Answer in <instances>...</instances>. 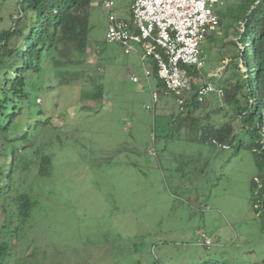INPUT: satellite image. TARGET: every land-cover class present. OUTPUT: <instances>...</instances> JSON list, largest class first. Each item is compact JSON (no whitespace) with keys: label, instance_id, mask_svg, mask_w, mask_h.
<instances>
[{"label":"rangeland","instance_id":"374dc122","mask_svg":"<svg viewBox=\"0 0 264 264\" xmlns=\"http://www.w3.org/2000/svg\"><path fill=\"white\" fill-rule=\"evenodd\" d=\"M21 1L0 0V32L13 25ZM222 1L218 12L237 0ZM130 5L118 0L115 11L130 20ZM90 26L88 52L68 65H44L45 85L30 93L14 127L22 135L17 147L32 154L22 162L34 160L17 178L37 204L10 239L4 264H264L253 152L202 141L201 123L185 120L175 95L153 74L147 79L140 55L106 40L101 0ZM237 31L227 19L216 41L204 42L207 79L226 77L237 59V70L247 73L243 45L229 44ZM153 91H160L156 103ZM197 113L218 122L230 115L215 95ZM0 213V223L9 219L2 207Z\"/></svg>","mask_w":264,"mask_h":264},{"label":"trees","instance_id":"16d2710c","mask_svg":"<svg viewBox=\"0 0 264 264\" xmlns=\"http://www.w3.org/2000/svg\"><path fill=\"white\" fill-rule=\"evenodd\" d=\"M94 1L22 0L13 25L0 32V207L9 218L0 223V264L11 256L10 239L18 237L23 228L19 223L31 215L37 204L20 184L23 180L17 178L34 160L24 158L22 162L21 158L32 154L23 156L15 142L22 135L15 134L14 127L29 103L30 93L45 85L44 81L40 84L44 65L50 63L57 67L74 63L77 53L85 54L90 49L88 36ZM217 13L219 30L227 19L239 25L238 38L229 44L243 45L241 58L247 73L237 70L239 59L227 65V76L219 80L207 79L203 69L184 66L194 88L202 83L219 82L217 85L225 90L221 99L230 115L220 122L211 113L201 116L197 109L202 102L195 97L181 111L185 120L201 123L202 141L220 147L226 145V148L235 145L237 150L245 146L253 152L259 177L253 180L257 191L252 200L257 209H264V0H237L229 9ZM215 37V34L208 35L205 42L212 44ZM152 74L162 91L174 94L159 77L156 65H152ZM18 159L22 162L21 170H18Z\"/></svg>","mask_w":264,"mask_h":264},{"label":"built area","instance_id":"2783aa9c","mask_svg":"<svg viewBox=\"0 0 264 264\" xmlns=\"http://www.w3.org/2000/svg\"><path fill=\"white\" fill-rule=\"evenodd\" d=\"M101 1L108 9L106 40L120 43L126 54L137 52L145 64L147 78L152 74L147 62L152 61L165 86L177 96L181 109L194 97L204 102L211 95L224 96V88L212 82L194 88L192 77L184 67L206 66L203 44L208 35L219 30L217 6L223 4L222 0H130V20L115 11L118 0ZM133 80L139 78L134 76ZM152 94L156 103L159 95L157 91ZM150 152L156 154L154 148ZM200 237L204 245H212L204 231Z\"/></svg>","mask_w":264,"mask_h":264},{"label":"crops","instance_id":"0c3cea01","mask_svg":"<svg viewBox=\"0 0 264 264\" xmlns=\"http://www.w3.org/2000/svg\"><path fill=\"white\" fill-rule=\"evenodd\" d=\"M149 63H151V61H150V62H149V61L147 62V66H148ZM151 64L154 65V63H151ZM149 69H150V68H149ZM151 75H152V74H151ZM149 78H150V77H149ZM149 78H147V79L149 80ZM149 81H150V80H149Z\"/></svg>","mask_w":264,"mask_h":264}]
</instances>
